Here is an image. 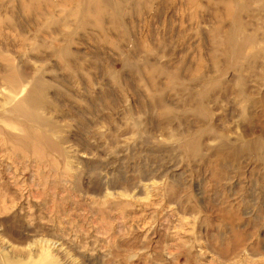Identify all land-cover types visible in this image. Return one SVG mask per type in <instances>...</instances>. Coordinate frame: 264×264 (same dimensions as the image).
Returning <instances> with one entry per match:
<instances>
[{
    "label": "rangeland",
    "instance_id": "obj_1",
    "mask_svg": "<svg viewBox=\"0 0 264 264\" xmlns=\"http://www.w3.org/2000/svg\"><path fill=\"white\" fill-rule=\"evenodd\" d=\"M0 264H264V0H0Z\"/></svg>",
    "mask_w": 264,
    "mask_h": 264
}]
</instances>
